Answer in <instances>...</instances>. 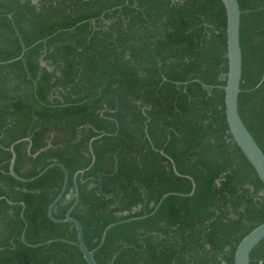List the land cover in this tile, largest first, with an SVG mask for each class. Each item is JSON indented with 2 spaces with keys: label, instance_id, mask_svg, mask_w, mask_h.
<instances>
[{
  "label": "trees",
  "instance_id": "1",
  "mask_svg": "<svg viewBox=\"0 0 264 264\" xmlns=\"http://www.w3.org/2000/svg\"><path fill=\"white\" fill-rule=\"evenodd\" d=\"M238 2L239 113L264 152V0ZM226 28L221 0H0V62L41 42L0 67V264H87L75 246L21 241L24 203L28 244L77 242L72 225L48 218L63 171L27 184L10 175V148L27 138L14 147L18 176L53 163L69 173L57 220L89 168L71 214L89 250L109 225L150 215L195 183L192 196L114 227L97 264H234L264 223V184L227 123ZM250 264H264V240Z\"/></svg>",
  "mask_w": 264,
  "mask_h": 264
},
{
  "label": "water",
  "instance_id": "2",
  "mask_svg": "<svg viewBox=\"0 0 264 264\" xmlns=\"http://www.w3.org/2000/svg\"><path fill=\"white\" fill-rule=\"evenodd\" d=\"M226 8L227 13V28H226V35H227V59H228V73L226 76V86L223 87L225 92V111H226V117H227V123L229 126L230 133L235 141V143L239 146L243 154L246 156L250 164L253 166L254 170L256 171L259 179L264 184V152L261 150L247 127L245 126L240 113H239V96L241 94V83H242V66H243V57H242V49H241V42H240V30H241V15L242 12L240 10V5L238 0H221ZM46 42V40L42 41ZM41 43V42H39ZM39 43L35 44L34 46L38 45ZM34 46L30 48H26L23 46V51L20 55V57L10 60L7 62H0V67H7L10 65H13L18 62H24L25 56L27 52L32 49ZM205 88H210L206 85H204ZM25 141L30 142V139H23L21 141L16 142L12 145L10 148V151L12 152V160L10 165V175L14 177L16 180L22 183H33L39 179H41L47 172H49L51 169L59 168L61 169L65 174V180L64 185L61 190V193L59 196L52 202V204L48 208V218L56 224H68L72 225L76 231H77V242H71L67 240L62 239H56L51 240L46 243L38 244V245H30L26 242L25 235L28 228L27 221L24 217L25 212V204L22 203V213L21 217L24 221V230L21 236V241L28 247L31 248H39L42 246L51 245L53 243H65L71 246H75L78 248L81 253L83 254L84 260L87 264H97L95 261L94 255L96 252H98L103 245L106 242L108 233L116 226L134 222V221H142L145 219L150 218L153 216L161 207L163 202L170 196H182V197H189L192 196L195 190V183L193 182V179L188 177L193 182V190L189 195H182V194H176V193H170L163 196V198L159 201V203L154 208V211L150 215L133 218L121 222H117L114 224L109 225L103 232L101 240L99 245L93 249L89 250L87 246L84 243V235H83V229L81 224L74 219L71 214L73 210L76 208V206L79 203V189L77 186V177L79 175H83L85 171H79L74 176V182H75V202L67 212L66 218L64 220H57L53 217V212L55 211L57 205L59 202L63 199L65 196L67 186L69 183V173L67 169L59 164V163H53L46 167L43 171H41L37 176L31 179H24L18 176L14 170L15 162H16V153L14 150L15 145L18 143ZM44 151V150H43ZM91 153L92 149H91ZM39 154V153H38ZM37 156V154L35 155ZM92 159L94 163L95 157L92 155ZM170 162L173 165L174 172L181 176L175 167V164L172 159L168 158ZM11 205L13 203L9 202ZM264 240V223H262L260 226L255 228L250 234H248L238 245L236 252H235V262L234 264H250V257L253 252V250Z\"/></svg>",
  "mask_w": 264,
  "mask_h": 264
},
{
  "label": "flooded vegetation",
  "instance_id": "3",
  "mask_svg": "<svg viewBox=\"0 0 264 264\" xmlns=\"http://www.w3.org/2000/svg\"><path fill=\"white\" fill-rule=\"evenodd\" d=\"M41 63H42V66H43V67H47V68H49V70H53V67H49V66H48V63L45 62V61H43V58H41Z\"/></svg>",
  "mask_w": 264,
  "mask_h": 264
}]
</instances>
